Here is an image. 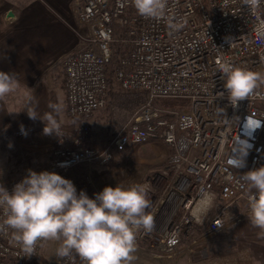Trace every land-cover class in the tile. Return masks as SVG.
<instances>
[{"label":"built area","instance_id":"2783aa9c","mask_svg":"<svg viewBox=\"0 0 264 264\" xmlns=\"http://www.w3.org/2000/svg\"><path fill=\"white\" fill-rule=\"evenodd\" d=\"M167 15L170 21L141 17L132 0H81L77 20L86 33L81 47L63 60L66 112L77 130L67 141L57 139L43 171L71 180L79 193V177L92 183L89 168L107 166L129 146L161 142L168 151L164 193L149 210L153 229L138 232L136 245H148L162 259L185 252L188 264H199L193 259L198 228L205 226L207 234L223 230L236 219L237 206L248 214L255 190L249 191L242 176L264 166V84L233 106L216 65L224 59L264 74V36L255 30L264 21V3L253 14L243 0H169ZM169 22L182 27L173 30ZM114 46L121 47L117 54ZM114 87L142 92L145 101L108 145L86 147L89 121L109 105ZM156 99L184 105H156ZM239 158L243 167L235 166ZM82 168L87 170L80 175ZM19 182L0 185L11 192ZM202 190L216 198L197 220L193 209ZM44 242L36 255L24 257L11 231L0 232V264H44ZM55 264L82 262L74 256Z\"/></svg>","mask_w":264,"mask_h":264},{"label":"clouds","instance_id":"9594fccd","mask_svg":"<svg viewBox=\"0 0 264 264\" xmlns=\"http://www.w3.org/2000/svg\"><path fill=\"white\" fill-rule=\"evenodd\" d=\"M136 12L146 19H169V0H132ZM256 14L264 0H243ZM177 30L182 24L171 23ZM264 36V21L256 26ZM218 71L226 79L224 89L227 99L235 106L247 99L264 84V74L237 67L218 59ZM19 82L14 75L0 72V99L14 93ZM218 95L223 98L225 93ZM29 101L33 99L28 96ZM58 113V104H49ZM223 110V109H221ZM28 117L45 122L44 134L60 135V124L52 113L39 116L35 109H27ZM235 166L243 167L239 158ZM242 179L255 191L248 197V219L253 227L264 234V166L243 174ZM215 194L201 191L193 209V216L200 220L213 208ZM152 202L146 184L134 183L127 187L116 184L105 186L90 198L84 190L77 192L74 183L52 171L28 170L27 175L9 192L0 185V232L11 231V238L24 257L36 255L37 246L43 241H56L55 255L61 259L78 256L82 264H131L137 250L136 237L141 230L150 232L154 217L150 213Z\"/></svg>","mask_w":264,"mask_h":264},{"label":"crops","instance_id":"0c3cea01","mask_svg":"<svg viewBox=\"0 0 264 264\" xmlns=\"http://www.w3.org/2000/svg\"><path fill=\"white\" fill-rule=\"evenodd\" d=\"M80 4L81 0H0V72L14 75L19 82L14 93L0 99V162L7 153L3 147H22L24 141L35 138H47L43 145L54 147L57 139L63 138L68 117L63 60L81 47V35L86 33L77 20ZM50 103L58 104L60 111L53 112ZM30 108L41 117L52 113L60 124V135H45V122L30 119ZM83 144L102 148L90 136L83 139ZM10 175L11 170L8 175L0 163V177ZM232 226V233L224 228L215 234H207L205 226L199 227L201 239L211 240L215 235L218 239L216 245L208 243V251L194 250L193 259L201 260L200 264H264L261 230L246 218ZM231 245L233 248H228Z\"/></svg>","mask_w":264,"mask_h":264},{"label":"rangeland","instance_id":"374dc122","mask_svg":"<svg viewBox=\"0 0 264 264\" xmlns=\"http://www.w3.org/2000/svg\"><path fill=\"white\" fill-rule=\"evenodd\" d=\"M144 101L145 95L142 92H127L121 91L116 87L112 88L109 105L98 111L94 115L95 118L89 121L90 131L88 136L94 138L99 147L108 145L114 133L132 116ZM65 129L63 131V139L67 141L76 132L77 124L67 117ZM46 140L48 139L35 138L24 141L26 143L22 147L19 145L3 147L2 149L7 153L3 154L2 158L4 161L0 163L6 169L8 175L11 170V175L0 177V182L7 184L21 181L27 175L29 169L36 172L45 170L55 147V144L54 147H52L53 145L44 146L43 142ZM130 150L131 147H128L124 152L116 153L114 159L107 166H93L89 168L92 173V183L88 184L82 176L79 177V191L84 190L90 198H94V194L102 191L105 186L115 187L116 184H121L127 187L134 183H140L148 186V196L152 204L156 203L164 193L165 184L161 175L167 165L168 151L158 141L145 143ZM85 170L87 169L82 168L79 171L80 175ZM252 190L254 189L249 188V191ZM235 213L236 219L224 229H227V233L233 232L232 225L238 223L243 218L248 219L244 205L235 207ZM198 234L194 239L193 250L200 251L205 248L208 251L209 242L216 245L217 235H215L216 237L213 236L211 240H206L201 239L199 230ZM248 239L246 238L245 240ZM186 243L183 242L182 247ZM57 246L58 242L56 241H45L43 243L40 249V256L44 264H55L58 259L55 255ZM228 248H233V246L231 245ZM134 256L135 259L131 264H167L169 261H174V264L189 263V258H186L182 252L167 259H162L156 256L154 251L146 244L138 245ZM194 261L199 264L201 263V260L194 259Z\"/></svg>","mask_w":264,"mask_h":264},{"label":"trees","instance_id":"16d2710c","mask_svg":"<svg viewBox=\"0 0 264 264\" xmlns=\"http://www.w3.org/2000/svg\"><path fill=\"white\" fill-rule=\"evenodd\" d=\"M120 48L121 47L114 46L115 54H117V52H118V50ZM153 103L156 104V105H164V106H169V107H176V106L184 105V101L178 100V99H156V100L153 101ZM136 146H139V145H132V146H129V147H131V150H133ZM124 151H122V152H124ZM119 153H121V152H119Z\"/></svg>","mask_w":264,"mask_h":264}]
</instances>
